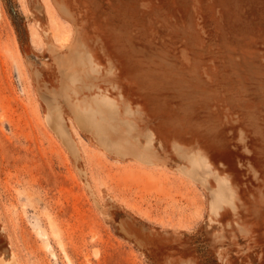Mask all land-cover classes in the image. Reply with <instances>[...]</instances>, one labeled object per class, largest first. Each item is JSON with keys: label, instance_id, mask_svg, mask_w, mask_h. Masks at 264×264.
Masks as SVG:
<instances>
[{"label": "rangeland", "instance_id": "obj_1", "mask_svg": "<svg viewBox=\"0 0 264 264\" xmlns=\"http://www.w3.org/2000/svg\"><path fill=\"white\" fill-rule=\"evenodd\" d=\"M0 257L264 264V0H0Z\"/></svg>", "mask_w": 264, "mask_h": 264}, {"label": "bare ground", "instance_id": "obj_2", "mask_svg": "<svg viewBox=\"0 0 264 264\" xmlns=\"http://www.w3.org/2000/svg\"><path fill=\"white\" fill-rule=\"evenodd\" d=\"M93 67V66H92ZM95 69V68H94ZM92 71V70H91ZM95 72V71H94ZM93 74L95 75L96 73ZM68 77L70 78V80L72 82H77L79 80L78 78V74H77V71H73V70H70V72L68 73ZM84 78H87L88 79V76L84 77ZM100 97H102L100 95ZM109 99V97H108ZM102 100V101H101ZM100 101L103 102L104 105H107V103H110L109 101H107V99L103 98L101 99ZM97 103H95L96 105H98V101H96ZM100 103V102H99ZM115 102H112L111 104L114 105L113 108L115 109L116 112L119 111V108L117 106V102L114 104ZM90 103H88L87 99L85 100V104L83 106L80 107L79 105V109H78V114L76 116L77 118V121L79 123H81L83 126L87 127V128H92V119L90 118L89 116V113H90V107L91 105ZM103 106V105H102ZM104 107V106H103ZM126 107V106H125ZM92 108V107H91ZM98 108V107H97ZM127 108V107H126ZM99 109V108H98ZM92 110V109H91ZM96 110V109H95ZM100 110V109H99ZM98 111V110H97ZM93 112V111H92ZM101 112H103V110L101 109ZM110 114H113L111 113L112 110L111 108L108 109L107 111ZM115 112V113H116ZM107 113V114H108ZM114 113V114H115ZM127 113L130 114L131 111L127 110ZM95 115H97V113H94ZM113 114V115H114ZM119 114V112H118ZM102 114H100V117H101ZM116 116V115H115ZM118 116V115H117ZM94 117V116H93ZM99 117V116H98ZM103 117V116H102ZM112 117V116H111ZM109 117V118H111ZM97 118V117H96ZM100 119V118H99ZM105 120V119H104ZM111 120V119H110ZM107 121V120H105ZM113 121V120H112ZM103 122V120H102ZM118 122V121H117ZM127 122V120L125 121ZM129 122V121H128ZM119 123V122H118ZM123 123V122H121ZM92 124V125H91ZM102 124V123H101ZM124 124V123H123ZM109 125V123H108ZM101 126H99L100 128ZM104 127V126H103ZM132 132H135V128L133 125H130L128 126ZM105 128V127H104ZM102 129V128H101ZM102 134V133H101ZM188 159L190 160V163H191V167L192 169H190L192 171V173L197 176L198 178H203L202 174L203 172H207V171H212V168H211V163L208 161L207 158H204L201 153H196V154H188ZM216 181H217V189H216V192L215 194L213 193L214 195V207L216 208V210H219L221 208V206L223 205H229L230 207L233 208L234 206V199H235V191L233 189V186L230 182V180L227 178V177H220V176H216ZM215 191V190H214ZM212 205V204H211ZM214 208V210H215ZM215 210V211H216ZM213 211V210H212ZM1 258V257H0ZM3 259V258H2ZM0 259V264H9L8 262L4 261Z\"/></svg>", "mask_w": 264, "mask_h": 264}, {"label": "crops", "instance_id": "obj_3", "mask_svg": "<svg viewBox=\"0 0 264 264\" xmlns=\"http://www.w3.org/2000/svg\"><path fill=\"white\" fill-rule=\"evenodd\" d=\"M107 59L111 61V63H112L111 66H114L113 61H112V58H110L109 56H107L106 60H107ZM114 67H115V66H114ZM114 69H115V68H114Z\"/></svg>", "mask_w": 264, "mask_h": 264}]
</instances>
